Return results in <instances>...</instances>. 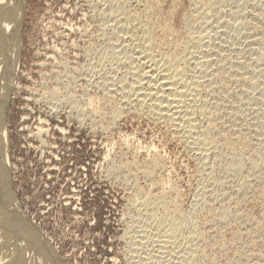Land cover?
Returning a JSON list of instances; mask_svg holds the SVG:
<instances>
[{
	"label": "rangeland",
	"instance_id": "1",
	"mask_svg": "<svg viewBox=\"0 0 264 264\" xmlns=\"http://www.w3.org/2000/svg\"><path fill=\"white\" fill-rule=\"evenodd\" d=\"M115 3L23 2L18 70L4 119L10 169L7 173L18 210L42 240L53 247L60 264H183L179 251L186 247L192 229H197L203 219L218 214L217 207L227 202L231 216L226 222L221 223L215 214L204 225L205 234H212L206 238L208 246L203 241L194 243L198 251H207L197 264H211L210 259L215 264H264V198H260L259 192L264 190V0ZM117 6L130 11L131 21L123 20L122 12L113 16ZM144 19L170 25L165 35L158 29L152 30L156 41L154 53L167 50L166 53L178 55L179 66L187 77L200 80V85L192 80L197 83H193L194 89H198L196 94L200 95L194 101L197 106L192 105V118L199 133L205 126L209 128L217 151L208 148L206 154L203 149H194L179 135L181 129L177 124L175 128L171 121L147 109L146 104L136 105L132 93L124 89V82L130 83L129 74L135 67H143L138 69L140 72L146 68L140 53L143 41L139 39ZM180 41H185V45H179ZM134 52L139 61L133 58ZM198 58L212 63L208 60L201 67L196 63ZM193 65L202 69L198 71ZM116 111L117 118L113 115ZM228 155L232 158L228 160L243 162L245 166L239 163L241 166L234 172L226 168L224 171L228 161L224 157ZM152 156H158L159 163L148 168ZM238 157L244 160H237ZM245 157H252L255 162L258 159L261 170L258 166L250 168L252 161ZM214 166L222 168L216 170ZM209 169H214V175ZM253 170L258 171V176ZM252 173L255 178L250 176ZM243 180L248 181L247 185L239 187ZM166 216L167 220L163 219ZM171 218H177L180 227L168 245L160 237ZM217 238L225 247L216 248ZM213 242L216 246L210 248ZM161 244L167 249L160 248Z\"/></svg>",
	"mask_w": 264,
	"mask_h": 264
},
{
	"label": "bare ground",
	"instance_id": "2",
	"mask_svg": "<svg viewBox=\"0 0 264 264\" xmlns=\"http://www.w3.org/2000/svg\"><path fill=\"white\" fill-rule=\"evenodd\" d=\"M116 3H117V1L118 0H114ZM127 1V0H126ZM148 1H150V0H148ZM152 1V0H151ZM154 1V0H153ZM198 1V0H197ZM23 2H24V0H0V264H60V261L58 260V257L56 256V255H54V250L52 249L53 247H49V244H48V242H46V241H43L42 240V238L39 236V234H38V232L36 231V228L33 226V224H31L27 219H26V217L23 215V213L20 211V210H18V207H17V203H16V200H15V198H14V193H13V190H12V188H11V183H10V180H11V178L9 179L8 178V176H9V174H10V171L8 172V170H10L9 168H8V166H9V163H8V160H9V158H7V157H9V154L7 153V149H8V147H6V141H8V140H6L7 138H6V136L7 135H5V133H6V123H4V119H5V114H6V109H7V107H8V103H9V100H10V93L12 92V90H13V88L15 87V77H16V74H17V70H18V67H17V65H18V58H19V54H20V49H21V42H22V40H21V34H22V31H21V29H22V20H23V7H22V5H23ZM112 3V2H111ZM114 3V2H113ZM115 3V5H118V4H116ZM119 3V2H118ZM145 3V2H144ZM150 3L151 2H148V7L150 8ZM158 3V2H157ZM120 4V3H119ZM121 4H123V3H121ZM115 5H113L112 4V7L113 6H115ZM156 5V4H155ZM158 5V4H157ZM120 6V5H119ZM119 6H117L118 7V9H122V10H120V11H118V9H117V7H116V10H114V11H116V13H114V15L113 16H116V14L119 12H122V13H120L121 15H124V16H122V18H124L123 20H125L126 18L128 19V18H130L131 16H132V14L130 13V11L128 12V10H124L123 11V9H124V7H122V8H119ZM121 6H123V5H121ZM120 6V7H121ZM203 6V5H202ZM111 7V8H112ZM137 7V6H136ZM135 7V8H136ZM145 7H147V5L145 6ZM148 7H147V9H148ZM155 7V6H154ZM157 7V6H156ZM144 8V7H143ZM203 8V7H202ZM210 8V7H209ZM126 9H127V6H126ZM146 9V8H145ZM144 9V10H145ZM147 9H146V12H147ZM160 9V8H159ZM143 10V9H142ZM143 10V11H144ZM153 11V10H152ZM196 11V10H195ZM111 12H112V10H111ZM145 12V11H144ZM143 12V13H144ZM156 13V12H155ZM112 14H113V12H112ZM119 15V14H118ZM134 15H137V14H134ZM134 15H133V17H134ZM146 15H147V13H146ZM146 15H143V16H146ZM149 15V14H148ZM150 15H151V12H150ZM138 16H139V14H138ZM117 17V16H116ZM112 18V17H111ZM114 18V17H113ZM132 18V17H131ZM130 18V19H131ZM141 18V17H140ZM140 18L138 19L139 21H140ZM158 18V17H157ZM110 19V18H109ZM130 19H128V20H130ZM136 19V20H137ZM183 19V18H182ZM122 20V21H123ZM128 20L126 21V22H128ZM134 20H135V17H134ZM143 20V19H142ZM141 20V21H142ZM186 20V19H185ZM131 21V20H130ZM119 22H121V20L119 21ZM157 22V21H156ZM203 22V21H202ZM201 22V23H202ZM122 23V22H121ZM120 23V24H121ZM134 23H135V21H134ZM137 24L139 23V22H136ZM141 23V22H140ZM139 23V24H140ZM144 25H143V29H141V35H140V33H139V35H140V37L141 38H139V39H141V41H143L142 42V44H140V53H142L143 55H141V54H139V52H138V54L139 55H141L140 57L141 58H143L144 60H145V71L143 70V72H140L138 69H142L143 67V65H144V60L143 59H141V60H143V63L142 62H140V64L139 65H141V67L142 68H140V66H139V68L138 69H136V67L134 68V64H133V62H134V60H130V61H133V62H131V64H133V65H131V67L130 68H134L133 70H132V74H129V75H131L130 77H132L131 78V80H130V83L128 82H124V85H126V86H124L123 88L124 89H128L129 90V92L128 93H132V95L134 96V97H132L131 99H132V101L134 100L137 104L136 105H138V103L140 104H146L148 107H147V109L148 108H150V110L154 113V114H158V115H160L161 117H164V118H166L167 120H169V121H171L172 122V124L171 125H174V124H177L178 126H179V128L181 129L180 130V132L181 133H179V135L181 134L182 135V138L184 137L185 139H187L191 144H193V148L195 147H197L196 148V150H198V148L199 149H203V151H204V153L206 152L205 151V149H208V148H213V149H215V151H217L218 149H216V143L215 142H213V139L211 140L210 139V137H209V131H208V129L209 128H207L206 126H205V128H207L206 130H204V129H202L203 131H200V133H199V130L197 129V126L195 125V121H193V118H192V116H194V115H192V113L193 112H191V110L193 111V109H192V105H193V103H194V101L197 99L196 98V95H199V93H197L196 94V91L198 90H196V89H194V87H195V85H194V87H193V83L196 81L199 85H200V83L198 82V80L199 79H197L195 76H194V74H191V75H193L196 79L195 80H193L194 82H192V80H190V78H188L187 76H188V74L186 75L185 73H184V71H183V67H182V69H181V67L179 66V62L178 61H180V59L178 60L177 58L179 57L178 55H176L175 54V56L173 55V54H171V53H166L167 52V50H166V52H162V53H159V52H157V53H154V48H155V40H154V36H153V34H152V30H153V32H155V30H159L162 34H164L165 35V33H167L168 31H170V29H171V27H168V26H170V25H166L165 23H166V21L164 22V23H162V24H157V23H155V22H151L150 20H148V19H144ZM142 23V24H143ZM122 24H125V21L122 23ZM121 24V25H122ZM127 24V23H126ZM125 24V25H126ZM141 24V25H142ZM181 24V23H180ZM134 25V24H133ZM123 26V25H122ZM132 26V25H131ZM135 26V25H134ZM139 26V25H138ZM179 26V25H178ZM128 28H129V26H127ZM126 27V28H127ZM67 28V27H66ZM120 28V27H119ZM127 28V29H128ZM134 28V27H133ZM121 29V28H120ZM123 29V28H122ZM191 29V28H190ZM129 30V29H128ZM133 30V29H132ZM136 31L138 30V31H140L139 30V27H138V29H137V27H136V29H135ZM126 31V30H125ZM130 31V30H129ZM135 31V32H136ZM173 31V30H172ZM111 32V31H110ZM129 33V32H128ZM171 33V32H170ZM169 33V34H170ZM176 33L177 32H175V35H176ZM111 34V33H110ZM130 34H131V31H130ZM129 34V35H130ZM192 34V33H191ZM133 35L134 34H132L131 36L133 37ZM138 35V36H139ZM135 36V35H134ZM158 36V35H157ZM170 36V35H169ZM123 37H124V35H123ZM179 37V36H178ZM177 37V38H178ZM185 37V36H184ZM168 38V37H167ZM173 38V37H172ZM175 39H176V37H174ZM187 38V37H186ZM190 39L192 38V37H189ZM134 39V38H133ZM132 39V40H133ZM171 39V38H170ZM179 39V38H178ZM159 40V39H158ZM188 40V39H187ZM186 40V41H187ZM140 41V42H141ZM162 41V40H161ZM175 41V40H174ZM198 41H200V38L198 39ZM122 42V41H121ZM124 42V41H123ZM158 42V41H157ZM182 41H180V43H179V45L181 44L182 46H183V43L185 42H183V43H181ZM119 43V42H118ZM128 43V42H127ZM138 43H139V41H138ZM138 43H135V45L137 46L138 45V47H139V44ZM165 43V42H164ZM189 43V42H188ZM195 43V42H194ZM194 43L192 44V45H194ZM125 44V43H124ZM166 44V43H165ZM174 45H175V43H173ZM134 45V46H135ZM177 45V44H176ZM175 45V46H176ZM184 45H185V43H184ZM197 45V44H196ZM200 45V44H199ZM126 46V45H125ZM171 46V45H170ZM190 46V45H189ZM112 47V46H111ZM138 47H137V49H138ZM157 47H159V46H157ZM161 47V46H160ZM179 47V46H178ZM191 47V46H190ZM135 49H136V47H134ZM189 48V47H188ZM125 49V48H124ZM123 49V50H124ZM136 49V50H137ZM157 49V48H156ZM176 49V48H175ZM183 49H185V46H184V48ZM183 49H182V51H183ZM111 50V49H110ZM127 50V49H126ZM131 50V49H130ZM135 50V51H136ZM158 50V49H157ZM163 50V49H162ZM170 50V49H169ZM174 50V49H173ZM199 50H200V48H199ZM139 51V50H138ZM179 51H181V50H179ZM182 51H181V54H182ZM196 51H197V49H196ZM115 52V51H114ZM119 52V51H118ZM137 52V51H136ZM156 52V51H155ZM177 52V51H176ZM185 52H186V50H185ZM193 52V51H192ZM191 52V53H192ZM201 52H202V50H201ZM135 53V52H134ZM133 53V54H134ZM174 53H175V51H174ZM189 53V52H188ZM198 53H199V56H200V52L198 51ZM198 53H195V54H198ZM112 54H113V52H112ZM131 54V53H130ZM138 54H137V56H138ZM184 54V53H183ZM135 55H136V53L132 56L133 58H136L135 57ZM48 56V55H47ZM131 56V55H130ZM177 56V57H176ZM195 56V55H194ZM193 56V57H194ZM198 56V55H197ZM197 56H196V59H197ZM202 56V55H201ZM205 56V55H204ZM121 57V56H120ZM118 58V57H117ZM129 58V57H128ZM132 58V59H133ZM201 58H203V56L201 57ZM137 59V58H136ZM194 59V58H193ZM128 60V59H127ZM138 60V59H137ZM137 60H135V61H137ZM184 60V59H183ZM192 60V59H191ZM198 60H199V58H198ZM209 60V59H208ZM208 60H205V58L204 59H200L198 62L196 61V63H198L197 65H199V66H201L202 67V65L204 66V63H206L207 64V61ZM139 61V60H138ZM137 61V62H138ZM194 61V60H193ZM194 61V62H195ZM211 61L209 60V63H210ZM118 63H119V61H118ZM189 63V62H188ZM195 63V64H196ZM212 63V62H211ZM214 63V62H213ZM138 63H136L135 64V66L137 65ZM143 64V65H142ZM193 64V63H192ZM128 65H130V64H128ZM212 65V64H211ZM138 66V65H137ZM194 67H195V69L198 67V66H195V65H193ZM192 66V67H193ZM207 66V65H206ZM206 66L204 67L205 69H206ZM214 66V65H213ZM201 67H199V68H201ZM208 67V66H207ZM128 68V67H127ZM203 68V69H204ZM198 69V68H197ZM202 69V68H201ZM201 69H198V71H200ZM194 70V69H193ZM126 71V70H125ZM195 71V70H194ZM197 71V70H196ZM196 71H195V73H196ZM198 71H197V73H198ZM205 71V70H204ZM188 72V71H187ZM203 72V71H202ZM209 71H207V74H209L208 73ZM130 73V72H129ZM194 73V72H193ZM200 73V72H199ZM204 73V72H203ZM127 75V74H126ZM128 75V76H129ZM190 75V76H191ZM196 75H198V74H196ZM201 75H202V73H201ZM201 75H200V77H201ZM204 75H205V73H204ZM212 75V74H211ZM120 76H121V74H120ZM189 76V77H190ZM199 76V75H198ZM203 76V75H202ZM208 76V75H207ZM213 76V75H212ZM123 77V76H122ZM192 77V76H191ZM199 77V78H200ZM210 77V76H209ZM209 77L207 78L206 76L204 77V78H207V79H209ZM220 77V76H219ZM203 78V77H202ZM204 78H203V80H204ZM211 79V78H210ZM209 79V80H210ZM126 80V79H125ZM202 80V79H201ZM129 81V80H128ZM200 81V80H199ZM207 81V80H206ZM202 82V81H201ZM120 83H121V81H120ZM125 83H127V84H125ZM197 83H194V84H197ZM205 83V82H204ZM207 83V82H206ZM214 83V82H213ZM112 84H115V83H112ZM202 84V83H201ZM221 84V83H220ZM206 85V84H205ZM210 85H211V83H210ZM212 85H214V84H212ZM112 86V85H111ZM119 86V85H118ZM196 86H198V85H196ZM207 86V85H206ZM205 86V87H206ZM209 86V85H208ZM200 87V86H199ZM204 87V88H205ZM211 87V86H210ZM215 87V86H214ZM217 87V86H216ZM196 88V87H195ZM213 88V87H212ZM120 89H121V85H120ZM123 89V90H124ZM214 89V88H213ZM125 91V90H124ZM123 91V92H124ZM127 91V90H126ZM200 91V90H199ZM120 92V91H119ZM121 92H122V90H121ZM201 92V91H200ZM212 92H213V90H212ZM125 93V92H124ZM123 93V94H124ZM127 94V93H126ZM129 96H130V94H129ZM200 96V95H199ZM198 97V96H197ZM203 97V96H202ZM128 98V97H127ZM126 98V99H127ZM199 98V97H198ZM184 100L186 101H188V104L186 103L185 105H184ZM131 101V100H130ZM129 101V102H130ZM196 101H198V99L196 100ZM195 101V102H196ZM125 102H128V101H125ZM128 102V103H129ZM133 103V102H132ZM125 104V103H124ZM127 104V103H126ZM195 104V103H194ZM196 105V104H195ZM195 105H193L194 107L193 108H195ZM127 106V105H126ZM144 106V105H143ZM142 106V107H143ZM197 106V105H196ZM205 106V105H204ZM125 107V106H124ZM123 107V108H124ZM134 107V106H133ZM200 107V106H199ZM203 107V106H202ZM132 108V107H131ZM117 110H118V108H117ZM199 110V109H198ZM119 112H122V110L120 111L119 110ZM119 112L118 111H116V112H114V116H116V118H117V114H119ZM152 112L150 113V114H152ZM120 114H122V113H120ZM142 114V113H141ZM194 114V113H193ZM136 115H137V113H136ZM158 115H156L155 117L156 118H160V116H158ZM196 115V114H195ZM113 116V117H114ZM154 116V115H153ZM119 117V116H118ZM115 118V119H116ZM161 119V118H160ZM211 119V118H210ZM213 119V118H212ZM216 119V118H215ZM112 121V120H111ZM211 121V120H210ZM215 122V121H214ZM161 123V122H160ZM213 123V122H212ZM208 124H209V126H210V123H209V120H208ZM170 125V124H169ZM177 125L175 126V128H177ZM211 125H214L215 126V124H211ZM214 126H212V127H214ZM220 127V126H219ZM38 128V127H37ZM175 128H172V129H175ZM200 128V127H199ZM215 128H216V126H215ZM40 128H38L37 130H39ZM198 131H197V130ZM212 129H214V128H212ZM220 129V128H219ZM41 130V129H40ZM216 130V129H215ZM174 131V130H173ZM214 131V130H213ZM216 131H218V130H216ZM215 131V132H216ZM221 131V130H220ZM40 132V131H39ZM172 132V131H171ZM175 132V131H174ZM177 132H179V131H177ZM211 132V131H210ZM215 132H213V133H215ZM7 134V133H6ZM36 134H38V133H36ZM178 134V133H177ZM217 134H218V132H217ZM223 134V133H222ZM40 135V134H39ZM210 135H212V133L210 134ZM227 136V135H226ZM39 137V136H38ZM211 137H213V136H211ZM230 137V135L228 136V138ZM179 139V138H178ZM224 139V138H223ZM225 139H227V137H225ZM225 139L223 140V141H225ZM230 139V138H229ZM228 139V140H229ZM232 139V138H231ZM39 140H41V139H39ZM183 141H185L186 142V140H183ZM230 141V140H229ZM233 141V140H232ZM221 143H222V140L220 141ZM226 142H227V140H226ZM186 143H188V142H186ZM225 143V142H224ZM228 143V142H227ZM227 143H226V145H227ZM230 143V142H229ZM228 143V144H229ZM41 144H42V142H41ZM189 144V143H188ZM223 144V143H222ZM190 145V144H189ZM224 145V144H223ZM190 147V146H189ZM218 147H220V144H219V146ZM239 147V146H238ZM7 148V149H6ZM128 148V147H127ZM194 148V149H195ZM223 148H224V146H223ZM209 149V150H210ZM213 149H212V151H213ZM220 149H222V147L221 148H219V152H217L218 154H220L221 152H220ZM236 149H237V147H236ZM130 150V149H129ZM195 150V151H196ZM201 151V150H200ZM199 151V152H200ZM203 151H202V153H203ZM211 151V150H210ZM223 151V150H222ZM232 151V150H231ZM131 152V151H130ZM201 153V152H200ZM214 153V152H213ZM213 153H211V154H213ZM223 153V152H222ZM226 153V152H225ZM239 154H241L240 153V151L238 152ZM237 153V154H238ZM7 154H8V156H7ZM122 154V153H121ZM198 155H199V153H197ZM206 154H208L207 152H206ZM218 154L217 155H214V156H218ZM232 154V153H231ZM234 154V153H233ZM259 153H257V155H258ZM261 154V153H260ZM264 154V153H263ZM205 155V154H204ZM203 155V156H204ZM222 155H224V154H221V156ZM225 155H227V153L225 154ZM230 155V154H229ZM227 156L226 157V159H225V157H224V160H228L229 159V157L230 156H232V155H230V156ZM235 155H236V152H235ZM160 156V155H159ZM237 156H240V155H237ZM242 156V155H241ZM258 156H260V155H258ZM264 156V155H263ZM158 156H152L151 157V159H150V161H149V165H148V168L149 167H155V165H157V163H159L158 162V158H157ZM198 157V156H197ZM205 157H207V156H205ZM222 157V158H223ZM253 157V156H252ZM251 157V158H252ZM160 158V157H159ZM212 158V157H211ZM218 158V157H217ZM231 158V157H230ZM241 158V157H240ZM251 158H249V159H251ZM256 158H257V156H256ZM261 157H259V159H260ZM264 158V157H263ZM133 159V158H132ZM220 159V155H219V158H218V160ZM232 159V158H231ZM228 160L227 161V164L225 165V164H223V165H225V167H223L222 165V167H223V169H224V171H225V168H226V170H228L229 171V169L231 170V172H232V170H233V172H234V170H236V168H238L239 166H241L242 164L241 163H243V162H239L241 165H239V163H237V161H234V160ZM233 159H236V158H233ZM239 159V157L237 158V160ZM245 159H247L246 157H245ZM249 159H247L248 161H250ZM262 159V158H261ZM142 160V159H141ZM148 160V159H147ZM217 160V161H218ZM222 160V159H221ZM219 161V162H222V161ZM240 160V159H239ZM242 160V159H241ZM240 160V161H241ZM244 160V159H243ZM242 160V161H243ZM216 161V160H215ZM247 161V162H248ZM251 161H252V159H251ZM257 161H258V159H257ZM255 162V159H254V161H252V163H250V165L252 166H250L249 165V167L250 168H253V169H255L257 166H258V168L260 169V167H259V165H260V163L259 162ZM260 161H263V160H260ZM208 163V162H207ZM211 163V162H210ZM216 163V162H215ZM214 163V165H216ZM225 163H226V161H225ZM258 163H259V165H258ZM132 164V163H131ZM202 165H203V162L201 163ZM244 164V163H243ZM261 164H262V162H261ZM264 164V163H263ZM121 165V164H120ZM208 165V164H207ZM219 165V164H218ZM11 166V165H10ZM135 166V165H134ZM159 166V165H158ZM157 166V167H158ZM161 166V165H160ZM206 166V165H205ZM243 166H245V164L243 165ZM262 166V165H261ZM212 166L210 165V167L209 168H211ZM215 167V166H214ZM221 167V168H222ZM247 168H248V172H250L249 171V167L248 166H246ZM12 168V167H11ZM135 168V167H134ZM150 168V169H151ZM216 168V167H215ZM218 168V167H217ZM217 168H216V170H217ZM221 168H218V169H220L221 170ZM244 168V167H243ZM246 168V169H247ZM262 168V167H261ZM111 169H112V167H111ZM117 169V168H116ZM222 169V170H223ZM241 169V168H240ZM239 169V170H240ZM263 169V168H262ZM146 170V169H145ZM152 170V169H151ZM150 170V171H151ZM211 172V174H213L214 173V169H209ZM215 170V171H216ZM258 170V169H257ZM256 170V171H257ZM261 170V169H260ZM142 171H144V170H142ZM155 171V170H154ZM227 171V172H228ZM237 171H238V169H237ZM237 171H235V173L237 172ZM255 171V172H256ZM9 174H8V173ZM117 172V171H116ZM145 172V171H144ZM147 172L149 173V171L147 170ZM213 172V173H212ZM223 172V171H222ZM230 172V171H229ZM241 172V171H240ZM252 172V171H251ZM250 172V173H251ZM253 172H254V170H253ZM255 172H254V174H255ZM262 172V171H261ZM260 172V173H261ZM148 173H146V174H148ZM153 173H155V172H153ZM256 173H258V171L256 172ZM8 174V175H7ZM111 174V173H110ZM145 174V173H144ZM145 174V175H146ZM151 174H152V171H151ZM210 174V175H211ZM214 175V174H213ZM252 175V176H251ZM256 175V174H255ZM147 176H150V174H148ZM212 176V175H211ZM246 176H247V178L249 179V177L251 176V177H254L253 176V173L252 174H250V176H249V174H246ZM256 176H258V175H256ZM10 177V176H9ZM260 177V176H259ZM258 177V178H259ZM244 179H247V178H245V175H244V177H243ZM255 178V177H254ZM256 179H257V177H256ZM255 179V180H256ZM264 179V178H263ZM262 179V180H263ZM259 180V179H258ZM257 180V181H258ZM164 181V180H163ZM251 181V180H250ZM152 182V181H151ZM247 182L248 181H245V180H243L242 181V184L239 186V187H242V186H246L247 185ZM263 182V181H262ZM158 183V182H157ZM241 183V182H240ZM260 183H261V178H260ZM163 184V183H162ZM248 185H250V184H248ZM256 185H258V183L256 184ZM158 186V185H157ZM161 186V185H160ZM171 187V186H170ZM238 187V188H239ZM256 187V186H255ZM264 187V186H263ZM244 188V187H243ZM242 188V189H243ZM249 188V187H248ZM248 188H247V190H248ZM257 188V187H256ZM255 188V189H256ZM260 188V187H259ZM262 188V187H261ZM263 189V188H262ZM170 191V190H169ZM229 191V190H228ZM256 192H257V190H256ZM259 192H260V198H264V190H262V191H260L259 190ZM242 193V192H241ZM245 193V192H244ZM250 193H251V191H250ZM258 193V192H257ZM256 193V194H257ZM161 196H162V193L160 194ZM229 195V194H228ZM257 195H259V194H257ZM256 195V196H257ZM131 196V195H130ZM151 196V195H150ZM166 196V195H165ZM222 196V195H221ZM230 196V195H229ZM217 197V196H216ZM149 199V198H148ZM162 199V198H161ZM261 199V200H262ZM157 200H159V199H157ZM156 200V201H157ZM169 200V199H168ZM131 201V200H130ZM146 201V200H145ZM166 201V200H165ZM217 201V200H216ZM223 201V200H222ZM227 201V200H226ZM262 201H264V199L262 200ZM142 202V201H141ZM143 202H144V200H143ZM166 202H168V201H166ZM171 202V201H170ZM236 202V201H235ZM162 203V202H161ZM160 203V204H161ZM169 203V202H168ZM225 203V202H224ZM232 203V202H231ZM233 203H234V201H233ZM174 204V203H173ZM206 204V203H205ZM226 204H227V202H226ZM226 204H222L221 203V205H220V208H218L217 207V209H219V210H217L218 211V214H214V212H213V214L215 215V217L216 218H219L218 220L222 223V222H226V220H227V218L229 217V216H231L230 214H229V210H228V204L226 205ZM172 205V204H171ZM143 206V205H142ZM146 206V205H145ZM219 206V205H218ZM151 210V209H150ZM174 210V209H173ZM172 210V211H173ZM198 210V209H197ZM210 211V210H209ZM234 211V210H233ZM238 211V210H237ZM240 211V210H239ZM250 211V210H249ZM156 212V211H155ZM174 212H175V210H174ZM235 212V211H234ZM21 213V214H20ZM148 213V212H147ZM177 213V212H176ZM211 213V212H210ZM231 213V212H230ZM236 213V212H235ZM165 214H166V212H165ZM182 214V213H181ZM212 214V213H211ZM233 214V213H232ZM247 214V213H246ZM163 215V214H162ZM173 215V214H172ZM213 215V216H214ZM171 216V215H170ZM212 215L211 216H209V218H207V219H203V220H205V221H201L200 222V224L198 223L197 225L199 226V228H198V226H197V229H192V232H191V235H190V238L188 239V242L186 243V247L184 248V249H182V250H180L179 251V253H184V256H182L181 254H179V256H180V261H181V259H182V263L183 264H197V260L200 258H202L203 256H204V252H207V251H204V250H202L203 248V246L201 247L202 249L200 250V251H198L197 250V248H195V244L194 243H196V242H199V241H203L204 243L206 242V238L208 239L209 238V233H206L205 234V232H206V230L207 229H205L204 230V225L207 223V225H208V223H209V221L211 220V218H214ZM262 216H264V215H262ZM150 217V216H149ZM174 217H175V215H174ZM152 218H153V216H152ZM161 218V217H160ZM164 218H166V220H167V216L166 217H163V219ZM177 219V218H176ZM176 219H170V221L168 222L169 224H167V223H165V224H167L166 225V227L168 228V229H166L165 231H163L162 232V234H161V237L160 238H162V240H163V242H170L169 240H171L170 238H172V236L174 235V233L176 232L177 233V230H178V228L180 227L179 225H180V223L176 220ZM158 220V219H157ZM165 220V221H166ZM245 220H247V219H245ZM254 220V219H253ZM263 220V219H262ZM160 221V220H159ZM197 221V220H196ZM217 221V220H216ZM255 221V220H254ZM132 222V221H131ZM134 222V221H133ZM211 223V222H210ZM214 223V222H213ZM215 223H217V222H215ZM257 223V222H256ZM157 224V223H156ZM161 224V223H160ZM224 224V223H223ZM255 224V223H254ZM259 224V223H258ZM257 224V225H258ZM217 225H219V223L217 224ZM216 225V226H217ZM161 226V225H160ZM162 226H163V228H166V227H164L165 225H163L162 224ZM196 226V225H195ZM221 226H222V224H221ZM156 227H158L157 225H156ZM220 227V226H219ZM224 227V226H223ZM130 228V227H129ZM153 228V227H152ZM163 228H161V229H163ZM194 228V227H193ZM196 228V227H195ZM207 228V227H206ZM126 229V228H125ZM159 229V228H158ZM134 230V229H133ZM157 230V229H156ZM160 230V229H159ZM219 230H220V228H219ZM158 231V230H157ZM209 231V230H208ZM218 231V230H217ZM216 230H215V234H217L218 232H217ZM256 231V230H255ZM126 232V231H125ZM159 232V231H158ZM189 232V231H188ZM237 232V231H236ZM258 232V231H257ZM190 233V232H189ZM247 233H249V232H247ZM159 234V233H158ZM209 234V235H208ZM221 234V233H220ZM156 235V234H155ZM212 235V234H211ZM210 235V236H211ZM189 236V235H188ZM221 236V235H220ZM174 237V236H173ZM257 237V236H256ZM140 238V237H139ZM185 238V237H184ZM219 238H221V237H219ZM143 239V238H142ZM141 239V240H142ZM222 239V238H221ZM234 239V238H233ZM161 240V241H162ZM177 240V239H176ZM215 240V239H214ZM220 239H216L215 240V244H217V247L216 248H223V247H225L224 245H222L221 244V242L219 241ZM208 241V240H207ZM256 241V240H255ZM159 242V241H158ZM186 242V241H185ZM164 243V244H165ZM207 243V245H205L206 247L208 246V242H206ZM205 243V244H206ZM231 243V242H230ZM176 244V243H175ZM181 244V243H180ZM214 244V242L213 243H211L210 244V248H211V245H215ZM220 244V247H218V245ZM258 244V243H257ZM168 245H170L169 243H168ZM178 245V244H177ZM244 245V244H243ZM159 246H161L160 248H164V247H162V244L161 245H159ZM159 246H158V248H159ZM163 246H167L166 244L165 245H163ZM180 246V245H179ZM185 246V245H184ZM204 246V247H205ZM216 246V245H215ZM168 247V246H167ZM170 247V246H169ZM133 248V247H132ZM166 248V247H165ZM164 248V249H165ZM252 248V247H251ZM167 249V248H166ZM178 249V248H177ZM181 249V248H180ZM199 249V248H198ZM226 249V248H225ZM172 250H174V249H172ZM213 250V249H212ZM218 250V249H217ZM243 250V249H242ZM53 251V252H52ZM164 252H166L165 250H163ZM169 251H171V249H169ZM168 251V252H169ZM209 251H210V249H209ZM208 251V252H209ZM249 251V250H248ZM56 252V251H55ZM159 252H160V250H159ZM173 252V251H172ZM172 252H170V254L172 253ZM210 252H213V251H210ZM162 253V252H161ZM175 253H176V251H175ZM224 253V252H223ZM174 254V253H173ZM177 254H178V252H177ZM210 254V253H209ZM220 254V253H219ZM233 255V254H232ZM168 256V255H167ZM171 256V255H170ZM173 256V255H172ZM179 256H177V257H179ZM215 256V255H214ZM258 256V255H257ZM148 257V256H147ZM166 257V256H165ZM164 257V258H165ZM175 257H176V255H175ZM182 257V258H181ZM224 257V256H223ZM172 258V257H171ZM173 258H174V256H173ZM179 258H177V260H178ZM203 259V258H202ZM209 259V258H208ZM213 259V258H212ZM228 259V258H227ZM254 259V258H253ZM262 259V258H261ZM164 260V259H163ZM167 260V259H166ZM169 261V260H168ZM210 262L209 263H211V264H215V262H214V259L213 260H209ZM252 261V260H251ZM206 262V261H205ZM163 263V262H162ZM246 263V262H245ZM168 264V263H167Z\"/></svg>",
	"mask_w": 264,
	"mask_h": 264
}]
</instances>
